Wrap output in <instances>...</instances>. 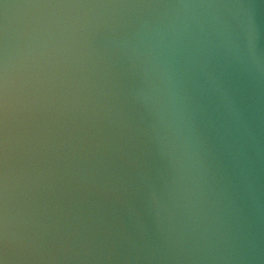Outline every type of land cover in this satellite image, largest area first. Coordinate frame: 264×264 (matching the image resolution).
I'll use <instances>...</instances> for the list:
<instances>
[{
  "label": "water",
  "instance_id": "water-1",
  "mask_svg": "<svg viewBox=\"0 0 264 264\" xmlns=\"http://www.w3.org/2000/svg\"><path fill=\"white\" fill-rule=\"evenodd\" d=\"M0 264H264V0H0Z\"/></svg>",
  "mask_w": 264,
  "mask_h": 264
}]
</instances>
